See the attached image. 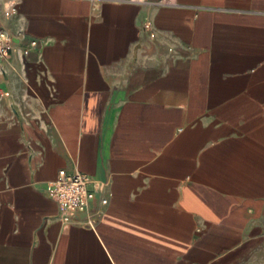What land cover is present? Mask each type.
Wrapping results in <instances>:
<instances>
[{"label":"crops","instance_id":"1","mask_svg":"<svg viewBox=\"0 0 264 264\" xmlns=\"http://www.w3.org/2000/svg\"><path fill=\"white\" fill-rule=\"evenodd\" d=\"M13 1L0 264H264V0ZM60 169L94 228L47 196Z\"/></svg>","mask_w":264,"mask_h":264},{"label":"built area","instance_id":"2","mask_svg":"<svg viewBox=\"0 0 264 264\" xmlns=\"http://www.w3.org/2000/svg\"><path fill=\"white\" fill-rule=\"evenodd\" d=\"M18 1L19 0H14L6 9V12L13 13ZM131 1L143 3L146 0ZM154 5L166 7L176 6L177 0H155ZM11 43V37L0 24V62L9 57ZM31 44L35 45V42L31 41ZM45 192L49 198L56 202L59 216L65 221H69L70 218L78 213H84V225L94 228L100 218V213L98 211H92L90 209L91 201L94 198L91 180L80 171L68 173L64 169H60L57 176L53 180L47 182ZM107 202L108 198L106 197L100 199L101 205H105Z\"/></svg>","mask_w":264,"mask_h":264}]
</instances>
